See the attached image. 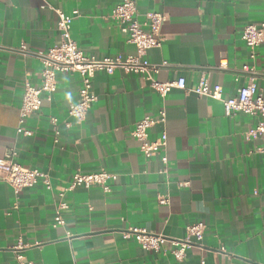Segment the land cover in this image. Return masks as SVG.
<instances>
[{
  "label": "crops",
  "instance_id": "crops-1",
  "mask_svg": "<svg viewBox=\"0 0 264 264\" xmlns=\"http://www.w3.org/2000/svg\"><path fill=\"white\" fill-rule=\"evenodd\" d=\"M123 1L0 0V158L14 149L16 164L47 173L52 186L15 193L0 180V264H17L18 254L34 264H264V141L248 135L259 116L228 117L219 101L176 89L161 99L144 76L115 69L95 74L96 102L84 121L60 125L55 141L49 119L69 120L81 87L77 74L57 73L55 93L42 96L39 111L24 123L32 135L16 133L24 84L39 85V53L59 43L56 10L73 18L71 36L84 57L126 59L135 47L110 19ZM133 1L140 21L148 12L166 18L161 47L144 57L167 65L155 75L159 82L183 78L195 89L203 75L221 87L224 100L249 84L264 92V43L251 61L240 40L246 26L264 22V0ZM244 65L256 75L243 74ZM162 110L165 122L149 130V140L165 133L166 148L146 159L131 132ZM101 171L117 175L109 193L98 187L64 193L75 173ZM59 203L67 206L65 224L52 228ZM200 222L204 251L191 249L179 262L166 254L169 243L153 253L123 238L130 229H146L181 239ZM19 242L27 248L16 251Z\"/></svg>",
  "mask_w": 264,
  "mask_h": 264
},
{
  "label": "built area",
  "instance_id": "built-area-1",
  "mask_svg": "<svg viewBox=\"0 0 264 264\" xmlns=\"http://www.w3.org/2000/svg\"><path fill=\"white\" fill-rule=\"evenodd\" d=\"M57 30L59 34V43L48 50L47 53H39L41 58L40 83L34 86L29 82L24 84L21 106L19 109L18 123L16 133L23 136H31L32 132L24 127L28 116L37 113L41 105V97L50 98L56 91V74L65 75L77 74L81 81V87L78 93V99L75 103L69 105L67 117L59 123L56 117L49 119V125L52 129L55 141L60 134L59 127L69 129L72 122H82L85 120L88 111L97 97L93 89V79L97 72H104L111 75L115 69H120L127 74L142 75L148 81L149 87L164 99L172 90H181L186 93H193L200 98H210L219 101L226 116H232L237 113H244L251 116H259L261 120L257 126L249 131L248 135L260 136L264 141V92H258L254 84H249L238 91L235 98L228 100L222 99V89L220 86H211L205 76H201L195 89H188L185 80L179 78L170 82H159L155 75L161 68L166 67L165 63L155 65L144 60L148 51L158 49L162 45L161 28L166 20L165 15L157 12H148L143 15L142 21L139 20L136 3L133 0H124L116 5L111 13L110 19L116 25L118 32L123 35L128 43L135 47V55L121 58H87L84 57L77 43L71 36V27L73 18L66 16L62 11L56 10ZM240 40L249 49V59L254 61L256 58V49L264 43V22L256 26H246ZM25 51L24 47L20 49ZM218 68L226 69V63L220 61ZM242 73L245 75H256L253 66L244 65ZM165 122V112L162 110L156 118L145 116L138 121L131 132V136L139 143L140 153L146 158H151L165 151L167 136L161 133L155 141L149 140V130L155 124ZM264 154V146L261 149ZM16 153L14 149H7L3 157L0 158V180L5 182L15 193H20L41 183L46 190H51V181L47 173L34 169H26L14 162ZM162 164L167 163L165 155L160 157ZM117 180V175L107 171L98 173H75L69 186L64 193L72 192L76 189L89 190L93 187L100 188L104 193L111 191V183ZM64 194H61V198ZM160 205H168V197L159 196L157 199ZM67 208L64 203L56 206L55 217L52 228L64 226L65 222L61 216V211ZM206 226L203 223L189 225L185 229V236L181 239L167 238L161 234H155L146 229H130L123 233L124 239H134L140 248L144 251L159 253L161 245L169 243L171 248L166 254L170 255L175 261L179 262L187 257L191 249L204 251L203 237ZM27 246L20 242L15 247L16 251L26 249ZM223 252V251H222ZM17 264H34L28 262L23 256H16ZM200 264H205L204 260Z\"/></svg>",
  "mask_w": 264,
  "mask_h": 264
}]
</instances>
